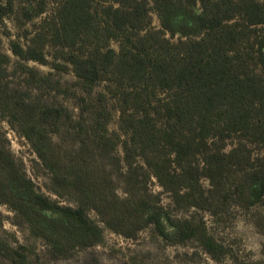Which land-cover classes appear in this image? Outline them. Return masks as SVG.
I'll return each mask as SVG.
<instances>
[{
    "label": "trees",
    "instance_id": "1",
    "mask_svg": "<svg viewBox=\"0 0 264 264\" xmlns=\"http://www.w3.org/2000/svg\"><path fill=\"white\" fill-rule=\"evenodd\" d=\"M114 2L119 6L112 16L115 30L133 35L126 34L119 55L112 49H96L88 57L64 58L86 90L104 72L115 73L122 89L120 129L130 134L124 146L128 168L141 157L178 209L193 208L217 217L231 204L243 210L264 204V161L252 163L247 145L264 148V6L258 0H153L161 28L140 36L133 32L148 24L147 1ZM90 3L64 0L51 29L43 21L26 45L11 41L12 54L22 62L48 65L47 45L74 47L89 30ZM11 10L9 0L0 4V24ZM44 12L39 3L26 9L24 16L31 21ZM4 77L0 69V111L18 120L21 108L5 95ZM65 114L64 109L47 107L39 117L52 123ZM23 133L54 184L78 193L79 206L60 207L36 193L32 181L1 146L0 204L19 214L31 235L44 240L56 257L103 241V230L90 221L87 210L126 239L152 226L172 244L198 243L214 261L228 255V248L209 233L202 219L173 220L150 196L130 202L108 195L94 179L62 162L41 126L25 125ZM231 135L237 136L238 144L226 153L224 142ZM202 179L208 181V190ZM165 221L172 233L166 231ZM0 257L12 264L27 262L24 247L13 248L1 238Z\"/></svg>",
    "mask_w": 264,
    "mask_h": 264
},
{
    "label": "rangeland",
    "instance_id": "2",
    "mask_svg": "<svg viewBox=\"0 0 264 264\" xmlns=\"http://www.w3.org/2000/svg\"><path fill=\"white\" fill-rule=\"evenodd\" d=\"M63 1L9 0L12 10L0 24V69L5 73L3 91L21 112L19 119L13 120L0 111V146L32 181L36 193L57 206L77 208L78 193L54 184L52 174L24 137L25 125H39L50 137L62 162L94 179L100 190L130 202L150 196L173 220L202 219L209 233L225 245L229 253L222 260L214 261L198 243L172 244L158 236L152 226L141 230L135 238L126 239L109 230L93 210H87L90 221L103 230V241L56 257L44 240L31 235L24 219L3 204H0V238L13 248L24 247L26 264H235L236 260L264 264V204L250 210L231 204L227 212L217 217L193 208H176L170 194L160 187L141 157L135 158L132 169L126 165L124 146L130 142V134L120 129L122 89L115 82V73L104 72L102 79L89 90L72 73L65 56L88 57L96 49L101 52L112 49L119 55L123 39L126 34L131 35L130 31L118 32L114 28L113 11L119 8L114 0H91V27L74 47L47 45L44 53L48 65L22 62L12 54L11 41L26 45L43 21L51 29L52 18ZM146 1L149 21L143 30L133 32L135 35L142 36L161 28L153 0ZM258 1L264 6V0ZM6 2L0 0V4ZM39 3L44 4L45 12L31 21L26 20L24 11ZM195 9L199 11L198 4ZM54 65L68 68L58 70ZM47 107L64 109L66 114L55 122L43 123L39 114ZM237 144V136H229L224 142V152ZM247 145L251 149L252 163L264 161V148L259 144ZM201 183L205 190L210 188L206 179ZM49 214L60 217L53 212ZM164 224L166 231L172 233V226L166 221ZM0 264L12 263L0 257Z\"/></svg>",
    "mask_w": 264,
    "mask_h": 264
}]
</instances>
